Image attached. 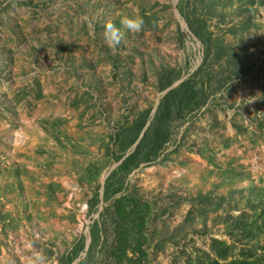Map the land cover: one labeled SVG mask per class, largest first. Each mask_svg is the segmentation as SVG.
Listing matches in <instances>:
<instances>
[{"label":"rangeland","instance_id":"obj_1","mask_svg":"<svg viewBox=\"0 0 264 264\" xmlns=\"http://www.w3.org/2000/svg\"><path fill=\"white\" fill-rule=\"evenodd\" d=\"M133 16L142 30L109 48L105 23ZM188 78L206 103L177 109L160 155L125 179L119 236L94 193L133 121L148 112L146 130ZM82 239L71 264L264 259V0H0V264H67Z\"/></svg>","mask_w":264,"mask_h":264},{"label":"trees","instance_id":"obj_2","mask_svg":"<svg viewBox=\"0 0 264 264\" xmlns=\"http://www.w3.org/2000/svg\"><path fill=\"white\" fill-rule=\"evenodd\" d=\"M190 26L193 28L192 23H190ZM194 32L199 34L195 29ZM178 78L179 74L174 72L172 69L169 70L168 73L164 72V74L159 78L160 90L170 88ZM201 94L203 95L205 93L197 88V84L194 82L193 78H188L178 86L168 90L146 130L144 129L149 120L148 112L140 114V116L133 121L131 126L132 129L128 134L130 137H128L129 139L126 137L128 139L127 142L126 140H123L120 148V154L115 157L117 162H121L107 177L104 183L102 198L100 196V192L96 191L91 203V209L93 210L101 200L104 202L114 201L113 206L116 208L115 213L117 214L115 220V232L118 233L119 236H121V234L128 233L127 231L130 228L129 224L133 219L132 215L134 212V210L130 211L126 208V199L124 196H119V194H121L124 190L125 179L132 170L139 167L143 163L153 161L160 155L169 140L171 122L177 112V109H180L182 106H191L194 103V100ZM205 103L206 97L203 95L202 99L197 102L196 106L198 107L200 104ZM178 111H181V109ZM119 239L121 240L120 248L126 255L127 246L124 245V243L127 239H124L123 237L122 239L119 237ZM100 240L101 232L99 222H96L91 230V245L89 253L92 248L100 242ZM84 247L85 243L84 239H82L79 246L70 252L67 264L74 262L79 257V253L84 249ZM229 250V247L219 248L217 254L218 258L210 259L208 263L264 264L263 258H255L254 260H251L250 258L244 256H240L231 262L225 263L224 261H226L231 255Z\"/></svg>","mask_w":264,"mask_h":264},{"label":"clouds","instance_id":"obj_3","mask_svg":"<svg viewBox=\"0 0 264 264\" xmlns=\"http://www.w3.org/2000/svg\"><path fill=\"white\" fill-rule=\"evenodd\" d=\"M144 25L143 18L138 16L121 17L119 25L113 22H106L104 25V39L109 48L120 47L125 37V32L139 33ZM29 264H44V256L36 252L29 260Z\"/></svg>","mask_w":264,"mask_h":264}]
</instances>
